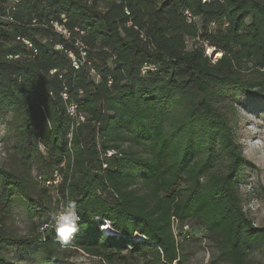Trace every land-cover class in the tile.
<instances>
[{"label": "trees", "instance_id": "trees-1", "mask_svg": "<svg viewBox=\"0 0 264 264\" xmlns=\"http://www.w3.org/2000/svg\"><path fill=\"white\" fill-rule=\"evenodd\" d=\"M0 24L13 35L0 42V121L13 129L11 164L0 163V264L5 248L29 242L44 261L65 259L52 215L69 203L81 219L66 246L108 262L181 263L188 237L174 230L189 220L223 264L264 256L226 110L239 94L264 97V0H0ZM34 161L58 183H40ZM16 198L38 220L30 235L6 227Z\"/></svg>", "mask_w": 264, "mask_h": 264}, {"label": "rangeland", "instance_id": "rangeland-1", "mask_svg": "<svg viewBox=\"0 0 264 264\" xmlns=\"http://www.w3.org/2000/svg\"><path fill=\"white\" fill-rule=\"evenodd\" d=\"M5 34L8 40L4 46L12 41V28L0 24V42ZM195 44L194 38H187V47ZM239 94L232 105H228L227 113L232 124V130L236 142L242 154L247 159L240 172L238 191L241 196L243 208L252 217L255 224H264V97ZM260 101L263 103L256 106ZM6 118H9L7 116ZM11 126V125H10ZM6 125L5 120L0 121V163L10 165L13 140V129ZM227 160L221 157L213 167L216 172L224 171ZM39 163L34 161L32 173L37 176ZM7 229L16 235H30L34 231L36 218H30L26 212V202L16 198L11 213L4 218ZM105 222H103L104 224ZM100 230L105 229L100 225ZM181 230L175 228L178 238H187L186 248L188 257L181 263L173 264H223L216 260L217 249L204 237V229L197 226L193 221L184 222ZM109 233V232H108ZM135 239L140 237L135 236ZM70 246H62L66 257L61 260L44 261L43 249L34 242L13 245L5 248L4 263L2 264H120L119 262H108L100 256L91 255L82 250H74ZM250 264L264 262L261 250H251L248 254Z\"/></svg>", "mask_w": 264, "mask_h": 264}, {"label": "clouds", "instance_id": "clouds-1", "mask_svg": "<svg viewBox=\"0 0 264 264\" xmlns=\"http://www.w3.org/2000/svg\"><path fill=\"white\" fill-rule=\"evenodd\" d=\"M80 219L74 203H69L64 209L52 215L55 232L62 245H68L73 235L79 230Z\"/></svg>", "mask_w": 264, "mask_h": 264}, {"label": "built area", "instance_id": "built-area-1", "mask_svg": "<svg viewBox=\"0 0 264 264\" xmlns=\"http://www.w3.org/2000/svg\"><path fill=\"white\" fill-rule=\"evenodd\" d=\"M185 14H186V17L188 18V20H190L192 18L191 13H189L188 11H185ZM54 26H55V28L58 31H61L62 33H66L65 30L60 25H58V24L55 23ZM63 96L66 97V93H63ZM69 113L72 114V115L75 114V104H70L69 105ZM80 118L82 119V116ZM110 153H111V151L108 152V154H110ZM37 180L40 183H42V184H44L46 186H49V185L57 184L58 183V181H59V175L57 173H55L52 178H48V179H45L43 176L38 175L37 176ZM65 207L66 206H60V209L58 211L64 209Z\"/></svg>", "mask_w": 264, "mask_h": 264}, {"label": "bare ground", "instance_id": "bare-ground-1", "mask_svg": "<svg viewBox=\"0 0 264 264\" xmlns=\"http://www.w3.org/2000/svg\"><path fill=\"white\" fill-rule=\"evenodd\" d=\"M210 51V50H209ZM105 229L107 230V232H111V228L108 226V224L104 225Z\"/></svg>", "mask_w": 264, "mask_h": 264}, {"label": "water", "instance_id": "water-1", "mask_svg": "<svg viewBox=\"0 0 264 264\" xmlns=\"http://www.w3.org/2000/svg\"><path fill=\"white\" fill-rule=\"evenodd\" d=\"M210 51H211V49H210Z\"/></svg>", "mask_w": 264, "mask_h": 264}]
</instances>
